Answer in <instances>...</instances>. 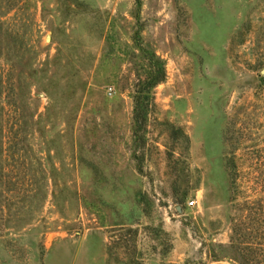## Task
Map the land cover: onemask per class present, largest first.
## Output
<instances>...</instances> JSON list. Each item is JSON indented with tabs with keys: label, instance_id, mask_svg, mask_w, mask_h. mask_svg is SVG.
Returning <instances> with one entry per match:
<instances>
[{
	"label": "rangeland",
	"instance_id": "rangeland-1",
	"mask_svg": "<svg viewBox=\"0 0 264 264\" xmlns=\"http://www.w3.org/2000/svg\"><path fill=\"white\" fill-rule=\"evenodd\" d=\"M0 20V264H238L227 160L264 155V0H0Z\"/></svg>",
	"mask_w": 264,
	"mask_h": 264
},
{
	"label": "trees",
	"instance_id": "trees-1",
	"mask_svg": "<svg viewBox=\"0 0 264 264\" xmlns=\"http://www.w3.org/2000/svg\"><path fill=\"white\" fill-rule=\"evenodd\" d=\"M4 32L5 29H3ZM0 50H3V58L8 60L10 56L8 43H2ZM164 75L163 62L153 52L149 53L142 72L135 73L130 112L133 141L141 138V131L144 130L149 111L154 106L152 88L164 78ZM11 94L12 81L9 79V70L2 66L0 68V108L13 105ZM6 113L5 108L3 115ZM6 128L7 123L4 118L0 123L1 137H6L0 145L2 156L7 154L9 146L7 135L9 129ZM5 143L7 145H4ZM262 150L264 151V147ZM246 163L247 170L240 171L233 157L227 160L231 187L234 188L236 178H239L240 186L243 184V188L239 189L242 193L241 201L235 203L239 213L231 224L229 245L236 250L238 264H264V155L248 157ZM231 199L234 200V197Z\"/></svg>",
	"mask_w": 264,
	"mask_h": 264
}]
</instances>
